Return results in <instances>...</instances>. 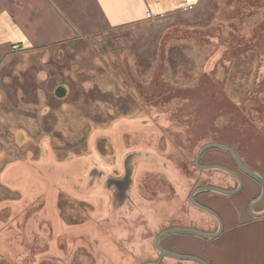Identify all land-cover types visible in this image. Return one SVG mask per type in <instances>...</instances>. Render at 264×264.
Returning <instances> with one entry per match:
<instances>
[{
    "label": "rangeland",
    "instance_id": "obj_1",
    "mask_svg": "<svg viewBox=\"0 0 264 264\" xmlns=\"http://www.w3.org/2000/svg\"><path fill=\"white\" fill-rule=\"evenodd\" d=\"M259 4L264 7V0H204L190 13L149 20L151 30L144 26L132 33L111 31L0 59V264H68L67 254L72 257L76 251L80 254L72 260L82 256L84 264L87 260L86 264H121L122 258L131 259L125 264L159 260L158 232L187 224L203 230L199 222L211 216L189 202L192 190L206 185L238 187L230 173L196 166L199 151L208 144L233 148L248 168L264 178V106L258 100L264 80V11L259 12ZM169 23L173 25L162 31ZM258 39L261 49L236 57L244 48L241 40L257 44ZM171 58L175 64L171 70L180 69L181 83L171 78ZM185 70L190 74H182ZM60 86L66 88V97L57 96ZM136 151L148 152L141 163L147 166L145 178L136 179L140 191L132 185L140 176L131 160ZM231 156L223 149H211L203 165L231 167L236 163ZM23 161L33 169L26 171L30 179L15 180L13 187L6 184L5 169L11 172ZM39 162L54 165L53 180L33 177L40 174L35 166ZM96 166L104 173L94 179L103 180V185L111 181L114 203H126L132 217L112 214L107 212L109 206L105 210L89 201L101 196L105 201L108 195L96 184L90 187ZM166 166L173 172L170 176ZM76 177L86 180L82 190L75 186L80 183ZM242 177V194H247L253 179L246 173ZM135 192L151 206V214L134 215ZM208 194H214L212 202L225 197L243 207L242 195ZM50 205L63 217L76 216L64 221V230L77 222L87 229L79 238L63 237L65 231L59 233L54 226L42 237L30 235L46 225V211L53 212ZM262 206L264 201L259 212ZM123 217L128 223L121 221ZM36 219L38 225L31 224ZM162 264L198 263L165 258Z\"/></svg>",
    "mask_w": 264,
    "mask_h": 264
},
{
    "label": "crops",
    "instance_id": "obj_2",
    "mask_svg": "<svg viewBox=\"0 0 264 264\" xmlns=\"http://www.w3.org/2000/svg\"><path fill=\"white\" fill-rule=\"evenodd\" d=\"M203 1L204 0H0V59L8 58L14 53L22 51H41L48 48L53 49V47L65 46L72 42L85 41L91 36L98 37L102 33L111 31L116 32L118 30L127 29L128 33H132L131 30H139V28H143L144 26L150 27L151 30L153 24L148 22L150 20L147 18L148 11L155 14L157 18L168 19L177 14L192 12ZM172 25L171 23L166 24L162 31L167 30ZM134 35H136V32H134ZM146 36L149 37L148 34L145 35V37ZM173 50L174 48L172 51ZM192 61H194V57L191 62ZM173 63L174 60L171 58L169 65V70L172 72L171 78L176 83H181L177 80V77L181 74V72H179L180 69H176L177 72L171 70L170 66L175 65ZM175 63L178 62L175 60ZM172 68H175V66ZM186 73L190 74V72L186 70L182 72V74ZM25 165L26 162L23 161L9 169L11 172L13 170H20L16 176L5 169L2 180L6 181L5 183L10 184L12 187L14 186L12 183L15 180H25L24 183H26L30 179V177H27L26 171L31 172L30 170L32 168L28 169ZM35 166L40 169V174H36L35 176L33 173L31 174L39 181L41 178H50V175H52L55 170L54 165L50 163L39 162ZM76 178L80 183L75 184V186L77 189L82 190L84 186L82 183L85 181L81 178L79 179V177ZM50 179L53 180L52 178ZM251 181L248 182L246 187L247 194H238L240 196L242 195L241 199L244 202L242 208H238L229 198L223 197L218 201L212 202L214 194L202 193L200 195L199 203L212 210L215 209V212L217 211L219 215H222H220V218H222L221 220L223 221V231L218 237L206 239L194 234L190 237L181 236L188 234H175L178 235V238H176L172 237V234L163 238V247L181 254L197 256L209 264H264V217L252 216L245 211V205L250 197L255 194V188L252 185L253 181ZM64 182L68 184L66 179ZM69 188H71L70 184ZM87 194L88 193H85V195ZM75 195H78L83 200H88L87 198H82L84 195L80 193L76 192ZM218 195L221 194L218 193ZM21 198L23 199V196ZM108 199H110V201H108ZM89 201L96 204L97 207L102 204L105 210L109 206L107 212L109 211L112 214H114L115 211L122 210L121 208L117 209L115 207L111 195H106L105 201L102 200V196L97 199L92 198ZM49 207L53 212L50 213L51 210L46 211L47 218L45 220L47 221L46 225L49 226L47 230H50L52 224V226L58 228L59 233H61V230H64L66 226L64 224L65 219L61 214H57L53 205ZM193 212L199 213L196 209H194ZM65 215L67 218H71V216ZM207 217L209 218L203 216L202 221L199 222L204 225V227H202L203 230L206 232H216L219 229V221L213 214ZM204 218H206L207 221H205ZM32 223L33 225H38L39 221L36 219L31 221V224ZM192 225H195V223ZM184 227L193 226L187 224V226ZM86 229L87 227L83 225L80 226V223H77V226H68L64 230L65 233L63 237L78 236L79 238L81 231ZM42 230L43 229L40 227L35 234L34 231H32L30 235L36 237L37 233H39L42 237L45 234V231ZM107 231L109 232V229ZM183 240L184 242L180 244ZM104 242L105 245L108 243L107 236L104 237ZM106 250H108V248ZM76 252L74 258H77V255L80 254L79 251ZM67 258L68 256L65 259ZM116 258L118 259L119 257ZM84 259L85 258L81 256L79 260H74L73 264H84ZM127 262L130 263L126 258L121 259V264Z\"/></svg>",
    "mask_w": 264,
    "mask_h": 264
},
{
    "label": "flooded vegetation",
    "instance_id": "obj_3",
    "mask_svg": "<svg viewBox=\"0 0 264 264\" xmlns=\"http://www.w3.org/2000/svg\"><path fill=\"white\" fill-rule=\"evenodd\" d=\"M260 11H264V7L261 5V4H259V12ZM228 39H230V37L228 38ZM242 39H246V38H244V37H242ZM242 42L241 43H243V45H244V48H243V50L248 46V45H250V46H252V47H254V48H256V49H259V39L257 40L258 41V43L257 44H255V43H252L251 41H243V40H241ZM240 43V44H241ZM244 43H246V44H244ZM250 46H248V47H250ZM242 49V48H241ZM240 51L239 52V54L240 53H243L244 52V54L243 55H245V50L244 51ZM242 55V54H241ZM263 59V58H262ZM260 84V83H259ZM259 89H260V86H259ZM66 96H67V94H66ZM65 96V97H66ZM247 96V95H246ZM260 90H259V98H260ZM247 98H250V93H249V96L247 97ZM259 98H258V100H259ZM259 104L260 105H262V106H264V104H262V102H260L259 101ZM212 149H217V148H212ZM233 149V148H232ZM211 149H209V150H207V151H205L204 152V154L202 155V157H201V159H200V165H202V166H206L205 164L203 165V161L204 162H206L205 160H203V159H205L204 157H205V154L208 152V151H210ZM234 150V149H233ZM226 151V150H225ZM235 151V150H234ZM236 152V151H235ZM148 152H146V151H136V154L134 155V157H131V160L134 162V167H138V170H139V173H140V176H138V174H137V176H136V178L134 179V184H132L133 185V189L134 190H138V191H140V190H142L141 189V186H140V183H138V186L136 185L137 183H136V179H137V177L138 178H145L144 177V172L146 171V167L147 166H145V165H143L142 166V159H143V157L147 154ZM228 153H230V152H228ZM237 154H238V152H237ZM230 155H232V154H230ZM239 155V154H238ZM234 158H235V156L234 155H232ZM231 156V157H232ZM240 156V155H239ZM137 158H138V160H137ZM241 158V157H240ZM235 160H236V163H235V165L234 166H231V167H226V168H228V169H231L232 171H234L242 180H243V177H242V175L243 174H245V172L242 170V168L240 167V165H239V163H238V161H237V159L235 158ZM241 160H242V158H241ZM242 162H243V160H242ZM140 163V164H139ZM244 163V162H243ZM196 164V163H195ZM136 165V166H135ZM210 165V164H209ZM211 165H215V164H213V163H211ZM195 166V165H194ZM152 169H153V171H155V172H157L156 171V167L152 164L151 166H150ZM141 168H142V170H141ZM159 168H161V171H162V169H164L162 166H159ZM168 169V170H165V171H167V173L169 174V176H170V173H173L172 172V170L168 167V166H166L165 167V169ZM195 168H197L198 169V167H196L195 166ZM95 169V168H94ZM151 169V170H152ZM103 168H101V167H99V166H96V170H95V173H94V175L90 178V187L92 188V187H94V186H96V185H98L99 186V188H100V192L101 193H104V191L105 192H107L108 191V195L110 196L111 195V193H109L110 191H109V185H110V182L111 181H108V183H107V185H103V180H98V178L97 179H94V177H95V175H98V173H104L103 172ZM126 170H127V168H126ZM141 170V171H140ZM199 170V169H198ZM202 170V169H201ZM200 170V171H201ZM205 170H210V169H203V171H205ZM217 170H219V168L217 169ZM223 170V169H222ZM225 171V170H224ZM170 172V173H169ZM225 172H228V171H225ZM142 173H144L143 175H142ZM229 173V172H228ZM126 175H127V172H126ZM231 175H233V174H231ZM234 176V175H233ZM247 176L248 177H250L248 174H247ZM234 178L237 180V182H238V187H239V184H240V182H239V179L237 178V177H235L234 176ZM250 178H252V177H250ZM83 181H86L84 178H81ZM253 179V178H252ZM254 180V179H253ZM252 180V181H253ZM256 181V180H255ZM257 182V181H256ZM256 182H254L255 184H256ZM114 183H115V181H114ZM116 183H118L119 184V182L118 181H116ZM122 183V182H121ZM243 183H244V180H243ZM96 184V185H95ZM121 185L122 184H119L118 185V187H121ZM257 190H256V192H255V194L254 195H252L251 197H250V199L248 200V202H247V204L245 205V211L248 213V214H250V215H252L253 216V214L250 212V207L251 206H254L253 207V210H254V212L255 213H258L259 214V206L261 205V203L263 202H258V203H256L258 200H259V197L261 196V193L259 194V182H257ZM207 186H215V185H206V186H202V187H207ZM237 187V188H238ZM244 187H245V184H244ZM243 187V188H244ZM260 187H261V185H260ZM72 188V187H71ZM236 188V189H237ZM197 189V188H196ZM196 189H194V190H196ZM194 190H192L191 191V193H190V195H189V202L192 204V202H191V194H192V192L194 191ZM84 191H85V189H84ZM202 192H204V193H208V192H206V191H202ZM213 193V192H212ZM214 193H218V192H214ZM242 193V192H241ZM142 194H143V192H142ZM202 193H200V192H197L196 194H195V199L197 200V202H199V197H200V195H201ZM220 194V193H219ZM112 197V196H111ZM124 200H129V198H126V199H124ZM131 200H133L134 202H138V204H137V206L136 207H133V212L135 213L134 215H137V214H140V215H142V214H151V209H150V205L149 204H147V201L146 200H143L142 198H141V196L139 195V192H135V194H134V196L131 198ZM114 199H113V203H114ZM118 204H120V205H118ZM116 203V204H114L115 205V207L118 209V208H121L122 210L121 211H115V213L117 214V215H121V216H123V214H126V216L127 217H132L131 215H130V211H128V205L126 204V203ZM132 205V204H131ZM133 206V205H132ZM199 209V208H198ZM264 211V206H262V210L260 211V212H263ZM129 212V213H128ZM139 216V215H138ZM150 216V215H149ZM148 216V217H149ZM255 216V215H254ZM257 217V216H256ZM122 218V217H121ZM64 219L66 220V219H68V220H72V221H74V220H76V216L74 215L73 217H71V218H67L66 217V215H65V217H64ZM64 219H63V221H64ZM126 219H128V218H126ZM124 217H123V220L121 219V221H124V223L126 224V223H128V220H126ZM222 219V218H221ZM218 220V219H217ZM134 221H135V218H134ZM219 221V220H218ZM45 222H46V224H47V221L45 220ZM44 222V223H45ZM223 222V221H222ZM78 223V222H77ZM111 223V222H110ZM122 223V222H121ZM118 224H120V222L118 223ZM111 225H113V224H111ZM115 226H116V224H114ZM48 227L49 226H47V225H45L44 227H43V225L41 226V228L43 229L42 231H46V229H48ZM53 226H52V224H51V227H50V230L49 231H51V228H52ZM172 227H170L169 229H171ZM193 228V227H192ZM219 228H220V222H219ZM109 229V232H110V229L111 228H106V230H108ZM169 229H165V231L166 230H169ZM219 230V229H218ZM217 230V231H218ZM165 231H161V232H158V235L159 234H161V233H163V232H165ZM216 231V232H217ZM157 235V236H158ZM157 238V237H156ZM163 238H165V237H163ZM163 238H161V240H160V243H161V245L163 246ZM156 240V239H155ZM53 246H55V244L53 243ZM156 247V246H155ZM70 249H71V247H70ZM55 251V250H54ZM55 253H56V255H59V252H57V251H55V252H53V254L55 255ZM77 253V252H76ZM75 253V254H76ZM75 254L71 257V254H67L68 255V257H69V261H68V264H73L74 263V260H72V259H74V257H75ZM133 259H134V257H132ZM127 261H130L131 262V259L130 258H128V260ZM142 264H144V263H142Z\"/></svg>",
    "mask_w": 264,
    "mask_h": 264
},
{
    "label": "water",
    "instance_id": "obj_4",
    "mask_svg": "<svg viewBox=\"0 0 264 264\" xmlns=\"http://www.w3.org/2000/svg\"><path fill=\"white\" fill-rule=\"evenodd\" d=\"M57 96L59 97H65L67 94V90L65 87L60 86L57 91H56ZM212 148H220L223 150H226L227 152H230V154L234 155L235 158L237 159L240 167L242 168V170L248 174L250 177H252L254 180H256L257 182H259V184L261 185L262 188V193L261 196L259 197V200L256 203H260L262 201H264V178L261 174L255 172L254 170L248 168L241 160L240 156L237 154V152H235L232 148L222 145V144H208L206 146H204L198 153L196 159H195V163L196 166L201 167L200 169H223L225 171H228L230 174H233L235 177H237L239 179V187L237 189L234 190H224L223 188L220 187H216V186H207V187H199L196 190H194L191 194V202L192 204H194L197 208H199L200 210L206 211L210 214H213L220 222V228L217 232H206L203 230H198L192 227H184V228H171L169 230H166L165 232L159 234L155 240V246L160 254V258L157 261H153V262H146L144 264H162V261L165 258H172V259H177V260H183V261H187V260H192L197 262L198 264H209L206 261H204L203 259L197 257V256H193V255H189V254H181L175 251H171L168 250L166 248H164L161 243L160 240L161 238L168 236V235H172V234H194V235H198L201 236L203 238H216L218 237L222 231H223V222L220 218V216L215 213L211 208L204 206L203 204L197 202V200L195 199V194L197 192H202V191H206V192H218L221 194H225V195H236V194H240L243 191V187H244V183L243 180L231 169H228L224 166L221 165H206V166H202L200 165V159L202 157V155L204 154L205 151L212 149ZM254 206L250 207V212L257 216V217H264V211L258 213H255L253 210Z\"/></svg>",
    "mask_w": 264,
    "mask_h": 264
},
{
    "label": "trees",
    "instance_id": "obj_5",
    "mask_svg": "<svg viewBox=\"0 0 264 264\" xmlns=\"http://www.w3.org/2000/svg\"><path fill=\"white\" fill-rule=\"evenodd\" d=\"M261 23V21H259V24ZM261 29V28H260ZM260 30H259V34H260ZM230 37V36H229ZM226 39H228V38H226ZM248 46H250V45H248ZM246 47L244 50H245V52L246 53H255L256 52V50H255V48L254 47H252V46H250V47ZM259 49H261V46L259 45ZM243 50V51H244ZM244 53V52H243ZM243 53H240V55L241 54H243ZM260 53V52H259ZM237 56H239V53L236 55V57ZM261 56V55H260ZM259 86H260V95L261 96H263V97H261V98H259V101L260 102H262V104H264V80H262L261 82H260V84H259ZM200 193H204V192H200Z\"/></svg>",
    "mask_w": 264,
    "mask_h": 264
},
{
    "label": "built area",
    "instance_id": "obj_6",
    "mask_svg": "<svg viewBox=\"0 0 264 264\" xmlns=\"http://www.w3.org/2000/svg\"><path fill=\"white\" fill-rule=\"evenodd\" d=\"M147 18L150 20H156L157 19L156 15L153 14L151 11L147 12Z\"/></svg>",
    "mask_w": 264,
    "mask_h": 264
}]
</instances>
